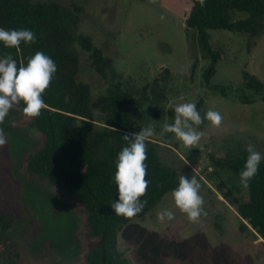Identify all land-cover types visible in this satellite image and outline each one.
<instances>
[{
	"label": "rangeland",
	"instance_id": "obj_1",
	"mask_svg": "<svg viewBox=\"0 0 264 264\" xmlns=\"http://www.w3.org/2000/svg\"><path fill=\"white\" fill-rule=\"evenodd\" d=\"M57 1L71 12L70 25L84 33L113 59L115 73L124 85L141 89L162 78L167 100L151 103L139 94L132 109L139 130L152 127L162 160L178 172L195 178L203 198V213L190 222L175 205L172 192L145 215L135 216L119 233V249L131 264H264L260 237L240 231L236 205L218 190H233L232 197L247 200L249 191L228 168L214 158L236 157L251 144L264 153V89L256 92L245 84L250 71L264 81V33L249 42V35L228 29L210 30V41L220 52L218 88H209L203 72L210 59L187 35L186 18L191 0H32ZM251 43V44H250ZM81 56L78 80L88 83L94 97L106 93L115 79L112 71L100 75L90 53L76 45ZM1 59V57H0ZM119 80V79H117ZM221 87L224 88L222 92ZM148 90L147 95H150ZM204 99L203 132L196 145L185 146L165 125L174 122V107ZM208 110L222 116L219 126L206 120ZM174 113V115L171 114ZM20 108L13 104L0 122L6 143L0 146V210L11 212L7 255L3 264H75L87 242L84 219L64 197L65 188L46 179H25L20 173L23 155L42 143L41 132L17 124ZM202 166L200 172L195 167ZM170 210L171 221L157 213Z\"/></svg>",
	"mask_w": 264,
	"mask_h": 264
},
{
	"label": "trees",
	"instance_id": "obj_2",
	"mask_svg": "<svg viewBox=\"0 0 264 264\" xmlns=\"http://www.w3.org/2000/svg\"><path fill=\"white\" fill-rule=\"evenodd\" d=\"M191 1L193 6L185 21L187 35L192 36L203 55L210 59L203 72L206 86L218 88L220 85L213 84L212 79L217 73L220 52L210 41V30L241 31L249 35L252 43L264 33V0H203V4L201 0ZM71 15L70 10L57 1L0 0V27L27 28L35 35L34 42L22 41L11 48L0 42L1 59L11 57L17 67H21L39 51L50 56L57 66L48 88L42 93L44 106L38 116H26L22 101L14 104L20 108L17 124L35 128L42 135L41 145L23 155L20 173L27 180L37 177L62 185L64 197L83 217L87 247L75 264H131L119 249V233L135 216L126 218L115 214L111 208L117 199L113 179L115 163L120 150L130 143L131 134L140 132L132 109L135 102L141 104L136 96L141 94L151 103L167 100L166 87L162 85V78H156L141 89L126 87L123 75L114 71L112 57L97 47L89 35L74 31L70 25ZM76 45L90 53L92 65L100 75L114 72L115 79L106 93L94 97L90 85L78 80L81 56ZM244 79L249 89L256 92L264 89V81L255 73L245 71ZM221 89L224 92V88ZM203 104V98L196 103L200 114ZM145 144V178L150 183L141 197L145 201L144 210L136 216L145 215L179 183L177 170L162 160L157 142L147 137ZM247 155L245 150L236 157L212 156V160L240 179ZM224 188L223 183L218 185L224 197L237 207L240 231L255 233L262 238L264 247V160L247 185V200L232 197L233 190ZM12 222L13 214L0 210V264L7 255Z\"/></svg>",
	"mask_w": 264,
	"mask_h": 264
},
{
	"label": "clouds",
	"instance_id": "obj_3",
	"mask_svg": "<svg viewBox=\"0 0 264 264\" xmlns=\"http://www.w3.org/2000/svg\"><path fill=\"white\" fill-rule=\"evenodd\" d=\"M203 4V0H201ZM34 33L27 28L6 29L0 27V42L6 48L34 42ZM57 71L55 61L43 52L37 51L30 57L25 66L17 67V62L11 57L0 59V122L8 115L13 104H24L23 112L28 117L40 114L44 106L42 93L48 88ZM174 122L165 125V130L174 133L175 137L185 146L198 144L203 132L193 126L202 123L201 115L195 103H182L174 107ZM206 120L213 126H219L222 116L218 111L208 110ZM154 134L152 127L142 128L138 133L131 134L130 143L123 147L117 155L115 163L114 182L117 190V199L111 208L117 215L131 218L144 210L145 201L141 197L145 194L150 183L146 177V144L145 139ZM125 139H129L125 136ZM3 129H0V146L6 143ZM248 153L243 170L240 171V182L247 186L257 174L259 165L264 160V153L254 149L249 144ZM199 183L193 178L180 176L179 183L172 190L176 207L185 213L190 222H195L203 213V198L199 195ZM160 221L174 219V213L165 209L157 213Z\"/></svg>",
	"mask_w": 264,
	"mask_h": 264
},
{
	"label": "built area",
	"instance_id": "obj_4",
	"mask_svg": "<svg viewBox=\"0 0 264 264\" xmlns=\"http://www.w3.org/2000/svg\"><path fill=\"white\" fill-rule=\"evenodd\" d=\"M196 172H200V170H202V166L198 165L197 167H195Z\"/></svg>",
	"mask_w": 264,
	"mask_h": 264
},
{
	"label": "crops",
	"instance_id": "obj_5",
	"mask_svg": "<svg viewBox=\"0 0 264 264\" xmlns=\"http://www.w3.org/2000/svg\"><path fill=\"white\" fill-rule=\"evenodd\" d=\"M261 240H262V238H261Z\"/></svg>",
	"mask_w": 264,
	"mask_h": 264
}]
</instances>
